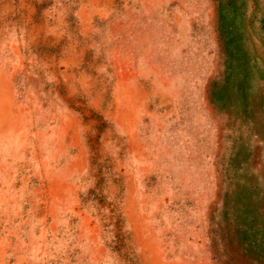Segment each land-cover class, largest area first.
<instances>
[{"label":"rangeland","instance_id":"1","mask_svg":"<svg viewBox=\"0 0 264 264\" xmlns=\"http://www.w3.org/2000/svg\"><path fill=\"white\" fill-rule=\"evenodd\" d=\"M215 15L213 0H0V264H217L225 193L264 197V47L247 30L243 123L208 102L226 81Z\"/></svg>","mask_w":264,"mask_h":264},{"label":"trees","instance_id":"2","mask_svg":"<svg viewBox=\"0 0 264 264\" xmlns=\"http://www.w3.org/2000/svg\"><path fill=\"white\" fill-rule=\"evenodd\" d=\"M213 2L216 13L217 43L224 65L222 75H226V81L220 85V83H216V79L219 78H216L209 85L207 89L208 102L216 108H226L229 105L236 111L240 121L247 123L248 120L244 115L249 112V96L252 92L249 88V52L246 44L250 38L247 30L258 31L257 33L260 34H256V38L259 44L264 47V8L259 6L257 0H213ZM98 130L101 132L102 126H99ZM238 153L242 154L243 150H239ZM242 159L243 167L247 154H244ZM232 161L233 159L230 160L231 163ZM246 170L247 168L244 169L242 178L249 181L253 175L245 172ZM243 191L239 209L236 208L237 206L229 204L235 199L234 196L228 193L224 195L223 200L226 206L222 207L221 230L217 235L214 234V239L216 242L219 239L223 243L222 245H225V249L218 250L219 254L215 255L217 264H219L220 256L223 257V264L234 262L235 264H264V210L261 211L256 206V204H264V197L254 198L259 194L253 195L252 191L254 190L251 188ZM90 197H94L95 200L99 198L95 189L87 192L86 198ZM250 204L254 205L250 206ZM229 208L234 210L228 212ZM113 218L112 228L108 232L120 234L118 216L113 215ZM226 230L227 232H225ZM115 237L113 235V238ZM116 242L114 250L118 252L121 240ZM220 263L222 264V262Z\"/></svg>","mask_w":264,"mask_h":264}]
</instances>
